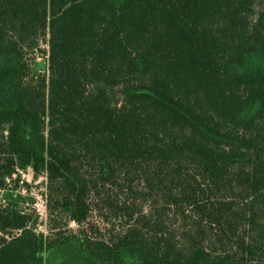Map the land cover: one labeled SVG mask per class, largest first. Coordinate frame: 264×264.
<instances>
[{
    "label": "trees",
    "instance_id": "trees-1",
    "mask_svg": "<svg viewBox=\"0 0 264 264\" xmlns=\"http://www.w3.org/2000/svg\"><path fill=\"white\" fill-rule=\"evenodd\" d=\"M28 168L57 230L8 193L0 264H264V0H0V188ZM95 207L110 241L56 228Z\"/></svg>",
    "mask_w": 264,
    "mask_h": 264
},
{
    "label": "rangeland",
    "instance_id": "rangeland-1",
    "mask_svg": "<svg viewBox=\"0 0 264 264\" xmlns=\"http://www.w3.org/2000/svg\"><path fill=\"white\" fill-rule=\"evenodd\" d=\"M42 50H46V52L39 53L36 58V62L40 65V71H46L47 69V44L45 41L41 42ZM33 56L29 54L27 56L28 60H33ZM32 64V63H31ZM32 68V65L30 66ZM19 181L12 182L11 180L7 182L6 191L0 188V204H7V194L13 192H21L23 196L27 197L29 204H31V208L35 209V214L37 215V222L35 228L38 232H42L44 235H52L57 229H53L50 225V217L48 216V212L45 206L46 192H47V177L45 173L39 174L37 177H34L33 171L28 168L24 171H19ZM17 176L13 177L16 179ZM27 184V185H26ZM138 191L142 190V184L138 185ZM16 190H15V189ZM124 188V187H122ZM120 192L117 186H112L108 190V193L111 195L113 199H118L120 202H128L133 204L136 208V212L139 215L149 214L151 210H157L160 208L159 198L157 196L153 197H144L140 192L136 195L134 193H129L127 189H122ZM90 203H94L95 200L91 197L89 199ZM97 207L92 208L89 212L87 219L81 224L78 225L76 223L70 222L68 225H65V217L58 218V226L56 228L64 231V236L67 234H75L79 233L78 230L84 229L86 233H88L93 239L92 240H104L110 241L111 236L118 233L120 230L125 218L116 216L114 213H110L107 208H103L101 210H96ZM28 212L32 213L31 210L28 209ZM33 214V213H32ZM35 215L32 216L31 220H33ZM168 219L166 218V221ZM172 216L169 217V222L171 223ZM178 228L177 223L175 225H170V230H176ZM143 233L147 235L146 229L143 230ZM51 264H61L57 260H51ZM77 262V261H75ZM74 261L62 262L63 264H75Z\"/></svg>",
    "mask_w": 264,
    "mask_h": 264
}]
</instances>
